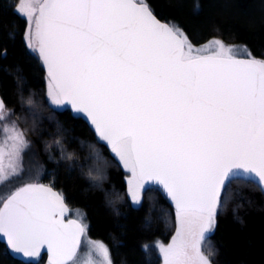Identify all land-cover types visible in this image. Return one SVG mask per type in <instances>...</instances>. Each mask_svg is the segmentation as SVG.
<instances>
[{
  "label": "snow or ice",
  "instance_id": "obj_1",
  "mask_svg": "<svg viewBox=\"0 0 264 264\" xmlns=\"http://www.w3.org/2000/svg\"><path fill=\"white\" fill-rule=\"evenodd\" d=\"M16 10L28 20L26 47L47 69L46 102L90 119L131 173L133 203L146 181L174 202L179 229L160 246L165 264H210L199 246L229 184L254 176L264 191V61L224 55L220 41V52L201 54L138 0H19ZM14 115L0 100V186L22 178L19 162L37 130V114L23 128ZM65 211L50 187L24 183L0 201V234L26 256L46 246L50 264H76L86 226L65 224ZM85 245L112 264L103 242L85 236Z\"/></svg>",
  "mask_w": 264,
  "mask_h": 264
},
{
  "label": "trees",
  "instance_id": "obj_2",
  "mask_svg": "<svg viewBox=\"0 0 264 264\" xmlns=\"http://www.w3.org/2000/svg\"><path fill=\"white\" fill-rule=\"evenodd\" d=\"M145 1L195 46L220 39L264 60V0ZM18 2L0 0V93L20 127L32 124L33 113L39 117L25 152L41 165L27 183L41 180L61 191L71 209L84 210L87 233L108 246L113 264H161L151 246L171 240L176 211L156 187L144 189L142 205L134 206L125 170L89 123L67 107L46 102L47 71L39 55L26 47L28 22L16 10ZM61 148L72 157L63 158ZM207 250L214 264H264V191L257 183L236 178L229 184ZM0 264L32 263L13 258L0 241Z\"/></svg>",
  "mask_w": 264,
  "mask_h": 264
},
{
  "label": "rangeland",
  "instance_id": "obj_3",
  "mask_svg": "<svg viewBox=\"0 0 264 264\" xmlns=\"http://www.w3.org/2000/svg\"><path fill=\"white\" fill-rule=\"evenodd\" d=\"M138 1L146 3L145 0H138ZM35 2L38 4L39 0H35ZM22 16L25 17L24 15H22ZM26 20H27V18H26ZM27 22H28V20H27ZM183 35L186 36L184 33H183ZM187 40L193 46L194 49H200L201 50V54H204V55H209V54H212L213 52H217V53L220 52V49L217 46H215V44H214L215 41H220V43L224 45V55L232 56L233 58H237V57L249 58V57H252L251 53L246 48H244L243 46L235 45V44H228V43H226V42H224V41H222L220 39H215V40H213V41H211V42H209L207 44H204L202 46H195V45H193L191 43V41L188 38H187ZM35 53L38 54L37 52H35ZM46 82H47L46 83V93H47V89H48V75H46ZM52 106L55 107V108H58V109H63L65 107L64 105H62V106H54V105H52ZM30 143H32V142H30ZM30 150H32V149H30ZM37 159L35 157H33V153L30 152V151L29 152L27 151V152L23 153L22 159L19 162V167L22 169V171L20 172V175H21L22 178L21 179H14V180H12L9 183H7V184H5L3 186H0V201H2V199L5 198V196H7V194H10L17 187L21 186L24 183H27V182L31 181L35 177H37L36 171L39 170L38 166L41 165V163L38 162ZM13 163L15 164L16 162L13 161ZM8 164H9V160H8L7 156H5V158H4V167H5V171L6 172H7V169H8ZM121 165H122V163H121ZM122 167H123V165H122ZM123 169L125 170V173H126V178H127V183H128V190H129V181L132 178L131 177V173L127 169H125L124 167H123ZM31 183L42 184L41 180H38V179L33 180ZM143 192H144V188L141 190V193H140V197H141L140 203L139 204H135V203L132 202L134 204V206L140 207L142 205V203H143ZM130 199H131V197H130ZM72 216L75 219L79 220L81 223H83L86 226V229H87V232H88L89 223H88V221L86 219L85 211L80 209V208H73L72 209ZM175 222H176V229H175V233H174L173 237L171 238V240L169 242H154L153 245L151 246L153 248L152 250H156L157 253L161 256V259H162L161 264H165V257L163 255L162 251L160 250V246H163L165 248L168 247L169 245L172 244L174 237H176L177 231L179 229V222H178V219H177V215H176ZM216 223H217V216L215 217L214 228L210 232L205 233V239L200 243V246H199L200 247V251L205 256H207V258L210 261V264H214V262H213L212 256L208 253V250H207V240L214 233V231L216 229ZM86 237L90 241L102 242L101 240L92 239L89 236L88 233L86 234ZM103 244L107 247L108 253H109V258L111 259V262L113 264L111 252H110L108 246L104 242H103ZM104 261H105V258L103 256V253L98 252L96 250H92L89 247H86L85 239H84L83 247H82L79 255L76 258V264H89V262H90V264H104ZM39 264H50V262L45 258Z\"/></svg>",
  "mask_w": 264,
  "mask_h": 264
},
{
  "label": "water",
  "instance_id": "obj_4",
  "mask_svg": "<svg viewBox=\"0 0 264 264\" xmlns=\"http://www.w3.org/2000/svg\"><path fill=\"white\" fill-rule=\"evenodd\" d=\"M138 2H139V1H138ZM148 7H149V6H148ZM149 9L152 11L153 15L157 18V20H159L161 23L168 24L166 21L160 19L150 7H149ZM169 25H170V24H169ZM170 26H171V25H170ZM235 59L245 60V61H246V60L264 61V60H262V59H259V58H253V57H252V58H235ZM41 60H42V59H41ZM44 67H45V69H46V66H45V65H44ZM46 71H47V69H46ZM0 100H3L4 104H6L4 98H3L2 95H1V93H0ZM64 106L67 107V108H69V109H71L75 114H77V115L83 117V118L89 123V125L92 127V129L95 131L94 126L90 123V119L87 118L85 114H83V113H79V112L75 111V110L71 107L70 104H65ZM95 133H96V131H95ZM96 135H97V133H96ZM102 143L106 145V142H102ZM239 178H241V179H248V180L254 181L255 183L258 184V181H257V179H256L254 176H253V177H247V178H246V177H239ZM43 185H45L46 187H50L54 192H57V193L60 194L61 197L63 198V202H64V204H65V206H66V211H65L63 217H61V219L63 220V222H64L65 224H69V223L72 222V221H75V222H77V223L83 224V223H81L79 220H77V219H75V218L72 217V209H71V206L68 204V202H67L65 196L61 193V191H59L58 189H56V188L53 187V186L46 185V184H43ZM153 187L159 188V189L164 193V195L166 196V198H167L168 201L170 202L171 206H172L173 209L176 211V208H175V204H174V202H173V201L171 200V198L167 195L166 190L163 188V186H162L161 184H159V183H157V182H155V181H146V182H145V185H144V188H145V189L153 188ZM218 211H219V210H218ZM217 214H218V212H217ZM217 214H216V215H217ZM83 225H84V224H83ZM86 232H87V231H86ZM86 232H85L84 236L81 237V244H80V246H79V248H78L77 256L79 255V253H80V251H81V249H82V247H83V243H84V239H85V236H86ZM0 241H1L3 244L6 245V247H7L8 251H9L10 255H11L13 258H15L16 260H19V261H21V262H24V263H32V264H39V263H40L42 260H44L45 258H46L49 262L51 261V254H50L49 251L47 250V247H46V246L40 250V253H39L38 256H31V257H30V256H26V255H24L23 253H20V252H16V251H14V250L9 246V244H8V242H7V238L4 237L3 234H0ZM76 258H77V257H76Z\"/></svg>",
  "mask_w": 264,
  "mask_h": 264
}]
</instances>
